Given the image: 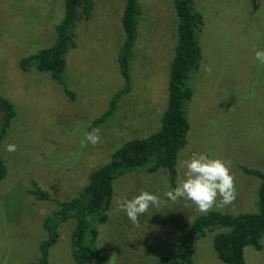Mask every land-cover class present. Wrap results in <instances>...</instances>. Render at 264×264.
<instances>
[{
	"label": "rangeland",
	"instance_id": "obj_1",
	"mask_svg": "<svg viewBox=\"0 0 264 264\" xmlns=\"http://www.w3.org/2000/svg\"><path fill=\"white\" fill-rule=\"evenodd\" d=\"M138 4L142 17L130 64L131 88L124 92L118 66L125 39L124 0H94L92 17L78 25L77 48L67 57L65 80L75 95L72 99L51 75L35 67L20 68L24 57L53 43L51 28L59 20L63 0H0V95L16 109L0 147L8 168L0 182V264L39 259V246L47 237L43 222L55 205L32 196L34 183L53 199L69 200L128 142L160 131L179 20L175 0ZM192 7L202 18V62L197 78L190 81V129L178 155L177 180L183 176L182 161L192 153L231 160L236 200L209 212L257 213L261 182L244 171L264 172V65L254 59L255 50L264 49V0L256 5L252 0H192ZM112 101H117L112 114L94 126L112 108ZM93 128H99L100 142L82 146L84 133ZM9 144L17 150L8 152ZM171 186L164 171H135L115 181L110 221L99 228L96 242L107 264L113 253L112 264H158L178 247L194 221L209 213L198 212L184 199L168 200L164 193ZM141 190L158 195L162 203L150 207L134 225L116 201L131 199ZM63 226L50 262L76 264L69 247L73 224ZM213 238L208 235L194 245L193 264H224L214 253ZM262 245V251L245 249L246 264H264V239Z\"/></svg>",
	"mask_w": 264,
	"mask_h": 264
},
{
	"label": "trees",
	"instance_id": "obj_2",
	"mask_svg": "<svg viewBox=\"0 0 264 264\" xmlns=\"http://www.w3.org/2000/svg\"><path fill=\"white\" fill-rule=\"evenodd\" d=\"M256 5L258 0H252ZM122 29L124 43L118 54L119 71L125 80V90L131 88L130 64L137 39V28L142 13L138 0H124ZM59 22L52 25L53 45L24 57L20 68L49 74L61 86L69 98L75 95L65 80L68 54L77 48L76 30L78 25L90 20L94 10V0H63ZM257 9V6H255ZM175 10L179 20L178 39L170 65L168 83L169 101L161 121L160 131L144 139L128 142L117 151L110 163L91 176L85 188L71 199H53L37 184H33L32 196L38 202L51 203L55 209L43 222L47 237L39 246V259L28 264H52L50 251L58 244L61 234L58 229L72 223L69 247L76 264H107L106 255L96 247L100 229L110 221L114 206V183L120 177L143 171L148 174L164 171L176 186L178 177V155L187 145L189 118L187 105L193 98L192 84L199 74L202 54L198 38L202 25L201 16L193 9L192 0H175ZM141 22V21H140ZM118 99L121 97L119 93ZM117 99V100H118ZM111 109L94 122V126L105 122L112 114ZM16 117L14 105L0 95V147ZM247 175L260 179L259 206L257 213L238 216L209 212L197 218L178 247L164 256L158 264H193L194 245L213 235V250L224 264H246L245 249L249 246L262 251L264 239V172L246 170ZM8 176V168L0 154V182Z\"/></svg>",
	"mask_w": 264,
	"mask_h": 264
},
{
	"label": "clouds",
	"instance_id": "obj_3",
	"mask_svg": "<svg viewBox=\"0 0 264 264\" xmlns=\"http://www.w3.org/2000/svg\"><path fill=\"white\" fill-rule=\"evenodd\" d=\"M255 61L264 65V49L255 50ZM205 71L211 73V67ZM99 128L86 131L81 141L82 146L91 143L93 146L100 142ZM16 145L9 144L8 152H15ZM231 160L216 158L210 154L192 153L188 159L182 161L180 167L184 169L182 178L177 180L174 188L164 193L165 197L176 202L179 199L190 201L200 213H207L216 206L232 205L237 197L235 176L231 172ZM119 210L124 212L134 225L140 223L139 217L145 214L150 207L159 208L161 198L153 193L141 190L131 199L118 198L116 201ZM191 222V218L189 217ZM116 254L113 253L108 261L112 264Z\"/></svg>",
	"mask_w": 264,
	"mask_h": 264
}]
</instances>
